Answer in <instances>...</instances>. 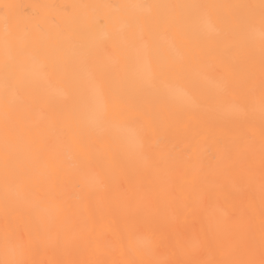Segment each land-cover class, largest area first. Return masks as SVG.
Masks as SVG:
<instances>
[{"label": "snow or ice", "instance_id": "1", "mask_svg": "<svg viewBox=\"0 0 264 264\" xmlns=\"http://www.w3.org/2000/svg\"><path fill=\"white\" fill-rule=\"evenodd\" d=\"M0 264H264V0H0Z\"/></svg>", "mask_w": 264, "mask_h": 264}, {"label": "bare ground", "instance_id": "2", "mask_svg": "<svg viewBox=\"0 0 264 264\" xmlns=\"http://www.w3.org/2000/svg\"><path fill=\"white\" fill-rule=\"evenodd\" d=\"M14 2H17V3H31L32 0H14ZM62 2H64V0H62Z\"/></svg>", "mask_w": 264, "mask_h": 264}]
</instances>
